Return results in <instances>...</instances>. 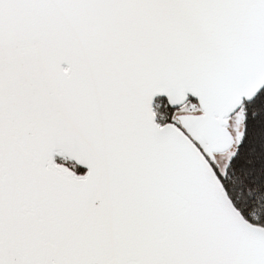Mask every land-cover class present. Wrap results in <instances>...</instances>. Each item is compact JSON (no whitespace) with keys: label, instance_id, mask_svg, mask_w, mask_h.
I'll use <instances>...</instances> for the list:
<instances>
[{"label":"snow or ice","instance_id":"6c2138e0","mask_svg":"<svg viewBox=\"0 0 264 264\" xmlns=\"http://www.w3.org/2000/svg\"><path fill=\"white\" fill-rule=\"evenodd\" d=\"M0 264H264V0H0Z\"/></svg>","mask_w":264,"mask_h":264}]
</instances>
